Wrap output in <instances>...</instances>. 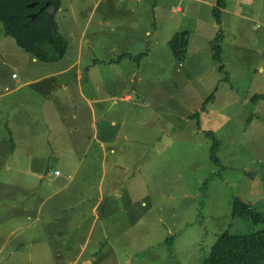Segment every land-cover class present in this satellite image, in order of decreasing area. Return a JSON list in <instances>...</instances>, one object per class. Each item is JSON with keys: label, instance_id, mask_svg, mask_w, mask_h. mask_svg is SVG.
Segmentation results:
<instances>
[{"label": "rangeland", "instance_id": "374dc122", "mask_svg": "<svg viewBox=\"0 0 264 264\" xmlns=\"http://www.w3.org/2000/svg\"><path fill=\"white\" fill-rule=\"evenodd\" d=\"M227 1L217 24L216 0H62L57 21L70 46L55 63L32 64L0 23L4 93L13 72L22 83L55 74L53 98L41 93L50 86L47 75L4 99L20 148L9 158L11 170L0 165V231L21 230L0 234V264H202L222 232L264 229L232 219L236 198L264 214V0ZM183 32L189 43L180 63L170 41ZM220 34L224 70L212 49ZM124 53L132 55L110 63ZM81 93L102 100L93 104L107 118L97 124H103L102 147L89 120L59 116V100L79 111ZM206 132L218 139L220 165ZM32 158L34 167L46 162L73 177L36 182L28 174ZM65 182L69 189L54 195ZM50 196L46 215L55 209L62 223L52 225L37 204L28 208L38 222L13 207L18 199ZM80 212L84 219L71 244L66 222ZM92 224L90 250L81 255L77 244Z\"/></svg>", "mask_w": 264, "mask_h": 264}, {"label": "trees", "instance_id": "16d2710c", "mask_svg": "<svg viewBox=\"0 0 264 264\" xmlns=\"http://www.w3.org/2000/svg\"><path fill=\"white\" fill-rule=\"evenodd\" d=\"M52 7L55 11L50 13ZM227 7V0H216L213 16L217 24H220L223 10ZM61 8L62 0H0V23L6 35L13 38L32 58L43 63H55L66 57L70 46L68 38L60 32L62 26L57 21ZM223 38V34H220L212 43V49L216 51L215 60L220 63L221 70L225 69L221 60ZM170 43L175 59L184 62L188 53L189 33L177 34ZM146 54L147 51L136 58L141 60ZM130 57L131 54L124 53L110 63ZM206 136L213 142L214 163L220 165L218 139L214 132H206ZM232 219H251L252 223L261 224L264 223V214L236 198ZM172 241L170 237L166 243L171 244ZM202 264H264V229L246 233H233L230 229L222 232Z\"/></svg>", "mask_w": 264, "mask_h": 264}, {"label": "crops", "instance_id": "0c3cea01", "mask_svg": "<svg viewBox=\"0 0 264 264\" xmlns=\"http://www.w3.org/2000/svg\"><path fill=\"white\" fill-rule=\"evenodd\" d=\"M226 10H227V8L223 10V13ZM63 11H64V9L61 8L60 9V12H63ZM178 11H182L181 7H178ZM127 54H131L132 55V53H127ZM31 59H32V61H31L32 64L38 62V60H36L34 58H31ZM76 73H77V71H76ZM81 73H83V72H81ZM13 74H16V73L13 72ZM13 74H12V77L11 76H8V75H6V77H5V78H7L8 83H10L9 85L5 86L6 87V92L5 93L3 92V85L5 83H2V85L0 86V114H2V116L0 118V120L2 122L1 125H0V132H1V134H0V165H4V170L5 171L12 169V166H11L12 160L9 159V158L15 156V151L16 150L18 151V149L20 148V146H18V144H16L17 143L16 142V136H15V133H14L15 130H12V128L9 126V122H7L8 115L6 114V109L3 107L4 104L6 105V102H4V99H6L8 97H11L14 94H17L20 90L24 89V87L26 85L30 84V83H35L37 81L38 82L39 81L44 82L47 75H51V77L48 78V79L51 80L50 86H47L46 87L47 89L45 91L41 90V93L45 95L46 99L53 98L54 97V94H55V93H53L55 91L52 88V86H54V85H51V84H53V81H55L53 79L54 76H55V74H53V73H49V74H47L45 76H42L41 78L36 79V80H27V81H24V83H22L20 81V76L19 75H17L16 78H13ZM22 84H24V86ZM64 87H65L64 90H66L67 87L66 86H64ZM42 88L43 87H41V89ZM81 88L82 87H80V92H83ZM81 97H82V99H83L84 102H83V105H82V107L80 108L79 111H76V110H73L72 111V110H70V107H67L65 109V106H64V104L66 102L65 101V98L60 99L59 100V102H60V106L59 107L61 109V113L59 114V116L62 119H64L65 116H68V115L71 116L72 115V119L73 120H83V119L89 120L88 121V129L90 131H93V133H94L93 140H95L96 142H98L100 144V146L102 147L104 145V141H103V139H99V130H102L101 131V138H102L104 136V133H103V124H102V121L99 124V126L97 124H98V120H103V123H104V121L107 120V118L104 119L105 116H103L102 110H100L98 113H96V110H95V108L93 106V104H99V103H101L102 100L100 98H97V97H95V98L94 97H91V96L90 97H87L83 93H81ZM114 98H115L114 95H112L107 100H104L103 99V101H109V100L112 101V100H114ZM124 99L125 100H131V97H130V95H126L124 97ZM15 101H17V100H11L12 108H15V105L13 104ZM99 113H100V115H98ZM6 116H7V118H6V120H4V117H6ZM11 120L13 121L14 124H17L16 123V120H18V118H16V115H13L12 118H11ZM111 127H113V126L111 125ZM111 127L107 128V131H109ZM27 150H28L29 156H32L33 155V151L35 149H34V146H32V144L29 143L27 145ZM112 152H113V150H112ZM5 158H6V160L3 162V160ZM45 163L46 162H43L41 164H37L36 163V165L34 167V159L32 158V160L30 161V166L28 168V174L31 175V177L34 178L36 180V182H39V183L42 184L44 181L56 180V179L61 178V177H64V178L68 177L70 179L73 177V174L71 172L68 171V173H66L67 170H63L64 171V175H62L59 168H56V167L49 168V166L46 167L45 166ZM55 171H60V174L56 175L54 173ZM52 172H53L54 176H50V174ZM56 181H58V180H56ZM59 185H60V188H59L58 191H56L54 193V195L63 193L67 189H69V182L61 183ZM23 188H26V186L21 185V188H20L21 190L29 191L31 194L34 193V191L32 192V189L33 188L32 189L31 188L28 189V187H27V189H23ZM84 199L85 198H83L82 201H84ZM102 199L103 198H101L100 201H102ZM86 200L87 199H85V201ZM49 202H54L52 196L46 197L44 199H41V201L39 199L37 202H35V201L24 202L23 199H18V200H16L14 202L13 207L15 209H18L21 206L22 209H23L22 211H26L27 210V212H29V214H30L29 215V217H30L29 219L30 220H34V222H38L37 216H38V213L40 212L41 209L43 210V212H44L45 215H46V212L48 213V209L49 208L46 209L45 207H46V205ZM35 204H37V209H38L37 212L39 211L38 213L37 212H34L33 213V211H32L33 209H31V211H30L29 208H28V207L34 206ZM52 205L56 206V204H52ZM93 210L94 211L95 210L97 211V208H94ZM80 213L81 214H73L74 217H75V219L72 220V221H70V222L67 221L64 218L65 219L64 221H67L66 222L67 225H66L65 229L68 230V231H72L73 238H72L71 244L76 241L75 234L74 233L78 229L81 228V221L84 219V218H82V212H80ZM46 216H48L46 218H48L52 222V225H55L56 224L55 223L56 221L58 223H62L63 222V218L58 217L55 214V209L51 212V216L49 214H47ZM78 219H80V221H77ZM73 222H76V223H73ZM94 227H95L94 224H92L90 226V228H89L88 233H87V237L88 238H86V240L82 244H80V243L77 244L78 250H79V252H81V255L83 253H86L87 251L90 250V248H88V246H89V242H90V237L92 235L91 233L94 232V230H93ZM3 229H5V228H3ZM3 229L0 231V234H2V235H5L6 234V236L15 235L17 231L19 232L21 230V228L20 229L11 228L8 232L3 233ZM63 230H61V231H63ZM66 242H67V246L70 247L71 244H69V241L66 240ZM22 243L24 244V242H22ZM22 247L26 248V246H22ZM27 249H29V248H27ZM81 255L79 257V260L81 259ZM83 259H85V258L83 257ZM88 259H91V258L88 257V258L85 259V261H87ZM71 262H73V261H71ZM83 263H84V261H83Z\"/></svg>", "mask_w": 264, "mask_h": 264}, {"label": "built area", "instance_id": "2783aa9c", "mask_svg": "<svg viewBox=\"0 0 264 264\" xmlns=\"http://www.w3.org/2000/svg\"><path fill=\"white\" fill-rule=\"evenodd\" d=\"M17 77V74H13V78H16ZM56 175L60 174V171H55L54 172Z\"/></svg>", "mask_w": 264, "mask_h": 264}, {"label": "water", "instance_id": "95a60500", "mask_svg": "<svg viewBox=\"0 0 264 264\" xmlns=\"http://www.w3.org/2000/svg\"><path fill=\"white\" fill-rule=\"evenodd\" d=\"M31 6H33V5H31ZM41 11H43V9H42ZM54 11H55V8H54V7H52V8L49 10L50 13H53ZM34 17H35V16H34Z\"/></svg>", "mask_w": 264, "mask_h": 264}]
</instances>
